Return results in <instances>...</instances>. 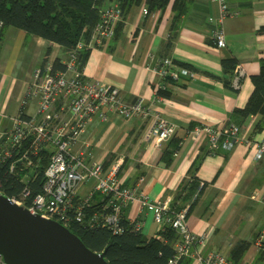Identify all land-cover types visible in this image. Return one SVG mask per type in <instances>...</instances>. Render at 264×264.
<instances>
[{"label": "crops", "instance_id": "obj_1", "mask_svg": "<svg viewBox=\"0 0 264 264\" xmlns=\"http://www.w3.org/2000/svg\"><path fill=\"white\" fill-rule=\"evenodd\" d=\"M228 5L232 14L222 23L226 46L218 47L213 41L216 21L210 20L220 14L215 1L189 0L176 24L170 6L145 13L143 3L134 4L120 35L89 47L80 70L88 79L119 88L127 102L143 99L150 113L125 118L105 107L107 118L95 115L79 146L85 145L88 159L101 163L106 172L118 162L124 185L154 200L169 198L175 208L189 209L190 202L176 194L194 171L206 185L190 208L187 223L195 234L206 237L204 251H220L236 260L232 251L242 244L238 264H264V244L256 243L264 225V158H254L256 145L264 139V128L257 125L262 116H233L235 109L247 104L254 89L251 75L260 70L264 57V0H228ZM68 53L59 43L0 24V128L12 127L17 116L36 113L37 103L28 96L35 71L56 59L65 62ZM163 56L194 69L196 76L188 81L161 79L154 67ZM224 58H234L243 71L237 89L225 83L233 82L234 72H224ZM156 83L165 86L167 96L155 99ZM62 103L60 99L58 105ZM156 113L177 125L168 140L145 137ZM231 122L240 123L243 139L230 150L211 153L205 136L191 137L196 126L225 128ZM177 138L179 149L166 165L160 156ZM93 184L94 179H88L81 194L91 192ZM102 198L96 192L91 203ZM124 213L128 220L141 223L146 237L159 235L162 228L153 213L138 202L130 203Z\"/></svg>", "mask_w": 264, "mask_h": 264}, {"label": "built area", "instance_id": "obj_2", "mask_svg": "<svg viewBox=\"0 0 264 264\" xmlns=\"http://www.w3.org/2000/svg\"><path fill=\"white\" fill-rule=\"evenodd\" d=\"M219 5L220 14L215 19L213 41L218 47L226 46L224 19L231 15L228 0H213ZM148 13L146 7L143 8ZM121 10L116 1L100 10L99 21L93 28L89 47L101 46L115 34V25L121 19ZM85 43L80 41L69 51L65 60L66 69L53 71L46 64L35 71L28 96L37 103L32 116H17L14 125L0 128V192L4 193V181L13 177L21 184L19 196L10 197L19 205H24L33 213L55 219L66 226L72 223L103 225L115 233L123 231L121 214L130 203L138 202L141 208L153 213L155 222L161 226H172L179 238L174 243V255L169 264H179L186 258L192 264H235L226 253L207 251L203 247L206 237L198 236L187 223V210L171 213L170 199H151L136 187L122 183L118 176L120 164L115 162L106 172L101 163L88 159L89 150L80 144L82 135L95 115L106 119L105 107L122 117L146 116L150 113L143 99L127 102L119 88L105 82L86 78L79 67V50ZM161 79L188 81L196 76V71L174 61L169 56L160 57L154 67ZM242 69L234 70L233 85L240 86ZM162 83L154 85L155 99H160ZM63 99L62 105H58ZM177 125L159 113L146 131L148 140H168ZM242 126L230 123L225 128L209 125L196 126L191 137L205 136L211 153L219 149L230 150L243 139ZM254 158H264V139L256 145ZM46 164L44 165V161ZM44 165V168H43ZM42 171V180L37 189V181ZM88 179H94L93 189L87 195L81 194V187ZM144 178L140 177L139 181ZM204 182H201L203 185ZM106 198L103 211L91 208L94 193ZM5 194V193H4ZM135 228L142 229L134 220ZM256 243L264 244V225L258 233ZM0 264H6L0 258Z\"/></svg>", "mask_w": 264, "mask_h": 264}, {"label": "trees", "instance_id": "obj_3", "mask_svg": "<svg viewBox=\"0 0 264 264\" xmlns=\"http://www.w3.org/2000/svg\"><path fill=\"white\" fill-rule=\"evenodd\" d=\"M113 0H0V24L3 27L15 26L24 29L30 34H35L44 39L59 43L68 52L83 41L84 47L79 50V67L82 68L89 55L88 42L92 31L100 18V10ZM121 10V19L115 25V34L118 37L124 26V21L130 8L137 3H143L148 13L167 9L172 10V22L176 24L187 12L189 0H115ZM264 32V27L261 29ZM237 61L234 58H224L222 66L225 73L234 72ZM53 71H63L66 65L60 59L52 64ZM254 84L247 104L235 109L233 116L245 119L249 116L260 114L262 118L257 123L264 128V57L261 58L260 70L251 75ZM225 83L234 89L233 82L225 79ZM160 95L167 96L166 88L159 90ZM238 124L236 122H231ZM230 124V123H229ZM240 124V123H239ZM181 139H175L170 143L171 148H166L160 161L170 165L174 153L179 149ZM46 160L44 161V165ZM43 165V168H44ZM42 180V171L36 183L38 186ZM206 183L201 185L195 172H191L188 179L184 180L176 194V198L184 202H190L187 214L204 189ZM21 184L13 177L4 181L3 191L7 196H19ZM106 198L103 197L97 204H92L89 212L93 210L103 211ZM126 208V207H125ZM125 208L122 210L121 226L123 231L115 233L107 226L85 225L72 223L68 227L77 234L83 242L94 251H105V257L111 264H169V259L174 255V243L178 240L177 231L170 225H165L159 235L148 238L142 229H136L134 221L125 217ZM182 210V206L170 208L171 213ZM105 211H107L105 209ZM245 245L236 246L233 256L236 260L244 252ZM186 258L179 264H190Z\"/></svg>", "mask_w": 264, "mask_h": 264}, {"label": "water", "instance_id": "obj_4", "mask_svg": "<svg viewBox=\"0 0 264 264\" xmlns=\"http://www.w3.org/2000/svg\"><path fill=\"white\" fill-rule=\"evenodd\" d=\"M0 258L6 264H111L68 226L0 192Z\"/></svg>", "mask_w": 264, "mask_h": 264}, {"label": "rangeland", "instance_id": "obj_5", "mask_svg": "<svg viewBox=\"0 0 264 264\" xmlns=\"http://www.w3.org/2000/svg\"><path fill=\"white\" fill-rule=\"evenodd\" d=\"M115 0H113L112 2H114ZM112 2H110V3H112ZM110 3H108V5L110 4ZM107 6V5H106ZM105 7V6H104Z\"/></svg>", "mask_w": 264, "mask_h": 264}]
</instances>
